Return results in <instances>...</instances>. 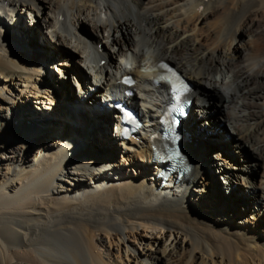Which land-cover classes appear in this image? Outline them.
<instances>
[{
	"label": "bare ground",
	"instance_id": "1",
	"mask_svg": "<svg viewBox=\"0 0 264 264\" xmlns=\"http://www.w3.org/2000/svg\"><path fill=\"white\" fill-rule=\"evenodd\" d=\"M227 1L0 0V264H264L263 245L243 247L264 237V0ZM7 30L26 41L37 35L45 47L19 55L14 48L25 49ZM161 61L191 84L193 103L182 121L187 174L159 187L151 136L168 89ZM70 77L74 98L64 87ZM208 89L238 153L254 155L228 171L216 145L230 196L221 209L201 202L209 176L194 141L210 151L211 135L199 128ZM111 99L136 109L144 129L122 139ZM17 114L43 133L9 128ZM88 130L105 155L66 158L87 145ZM237 182L248 201L235 213L223 206L240 196Z\"/></svg>",
	"mask_w": 264,
	"mask_h": 264
},
{
	"label": "rangeland",
	"instance_id": "2",
	"mask_svg": "<svg viewBox=\"0 0 264 264\" xmlns=\"http://www.w3.org/2000/svg\"><path fill=\"white\" fill-rule=\"evenodd\" d=\"M227 1V0H226ZM225 0H222V2L219 0L220 3L222 4H226ZM225 2V3H224ZM263 21L261 23L262 26H264V18H261ZM30 20V19H29ZM227 21H229V24L232 22L231 18H228ZM227 24V22H226ZM231 25V24H230ZM228 26V25H227ZM5 39L8 41V37H13L15 38L19 43H21L25 49V53H20L19 51H17L13 46L14 50L19 54V55H23V56H27L29 58L32 57L33 53L31 51V47L32 46H36V47H45V45H43V43L41 41H39V38L37 35L30 34V39L29 40H24L22 38H20L18 35H16V33H14L11 30H7V34H5ZM10 44V43H9ZM41 49V48H40ZM66 50V49H65ZM41 54H44L43 51H40ZM65 54V53H63ZM44 62V61H43ZM46 63V62H45ZM50 65V71L52 72L53 67L58 68V65H56L54 62L49 64ZM85 69V68H84ZM55 74V77L58 76L57 73H53ZM62 84V83H61ZM74 85H76L75 83V78L74 77H70L69 79H65L64 82V87L67 90L66 95L70 98H74ZM209 90V89H208ZM208 93L205 94V98H203L205 105H207L209 107L210 110V114L206 113L205 114V119H203V121H201V123H199V128L204 131L203 134L205 133H209L211 136L210 138V151L207 153L205 150H207L205 147L201 146V141L200 140H195L194 141H199L200 145L197 146L199 148V151L201 150L200 153V158L199 161L204 165V170H206L207 172V176H209V185L206 189V192L204 194V197H202L203 199L201 200L203 205H212L211 207L216 206L217 208L221 209V206L223 201L221 200V196H228V192L229 190L224 189L223 187H225L226 185H222V182L225 181V179L227 178L225 176V174H223L221 171H219L218 166L215 165V158L213 157L215 155L216 152V146L217 144L222 145L223 146H219L220 148L222 147L224 149L225 152V157H226V163L229 164V169L228 171H232V172H236L239 171L238 169L240 168V166H242V164L244 163H251L249 161L254 159V155L253 153L248 150V149H244L243 150V156H241L237 149V139L235 137V135H233L232 133H230V131L228 130L227 127H225L222 124L221 119V113L223 112V109L218 106L217 104V100H218V95H216L214 93V91L209 90L207 91ZM210 92V93H209ZM202 94V93H201ZM211 94V95H210ZM209 95L214 97L213 101H209ZM203 97V96H202ZM215 101V102H214ZM215 103V104H214ZM34 105V104H33ZM32 105V107H33ZM208 118H210L208 120ZM218 118V119H217ZM60 122V121H58ZM207 122V125H205V123ZM217 122H220L217 123ZM33 126H35L33 128ZM13 128V129H18V130H23L25 128H27L29 131H32L33 133L36 131H40L42 134L43 131H41V127L36 126L34 124V122L30 121L29 118L27 117H23L22 115H15V118L13 117L10 122H9V128ZM51 126H49L48 128H50ZM40 129V130H39ZM38 133V132H37ZM186 134V133H185ZM215 136V137H214ZM223 137H226V141L223 140ZM194 138V137H193ZM85 140L87 142L86 146H76L75 149H71L69 150V153H66V158L68 156V159L71 157V155H75V156H87L90 155L91 152L95 153V155L97 156V153L99 155H105V150H103V146L101 141L99 140L97 133L96 132H92L91 130H88L87 134L85 135ZM121 143V142H120ZM214 144V145H213ZM96 150V151H95ZM121 157H117V161L121 160ZM229 162V163H228ZM258 168L254 170V173L252 174L253 179L256 180V177L258 175ZM223 179V180H222ZM241 182H237L235 184V189H236V194L239 193L242 194V192H245V194H248V189L246 187H243L242 185L238 184ZM73 189H76L75 186H73ZM172 191V190H171ZM223 192L225 193V195L223 194ZM166 195V194H165ZM169 198V195H166ZM230 197V196H228ZM244 197V196H243ZM242 197V195L237 196L236 200H233L232 202H227L226 205H224L223 207L227 210V211H231V212H239L240 210H242L244 207H246V201H248L247 199H244ZM244 199V200H243ZM246 204V205H245ZM234 206V207H233ZM240 209V210H239ZM190 212H192L193 214H197L200 217L204 218L205 221L209 222L210 224H212L213 226L217 227V228H221V226L217 225L207 214V210L206 209H194L192 207H189L188 209ZM245 215L248 217H251L252 214L251 212L249 213H245ZM153 227H158L156 223H153ZM150 226V225H149ZM262 228H264V224L262 223ZM230 231L231 233H236L239 231L238 228H224V231ZM261 233H263L264 235V231L261 230ZM191 237V236H190ZM254 240H250V239H244V241H248L246 243V245H244L243 247H247V246H256V245H263L264 246V237H254ZM193 242L194 239H191ZM256 240V241H255ZM204 247H200V249H203ZM197 251H199V249H197ZM200 252V251H199ZM259 260V258H258ZM190 264H193L192 262H189Z\"/></svg>",
	"mask_w": 264,
	"mask_h": 264
},
{
	"label": "snow or ice",
	"instance_id": "3",
	"mask_svg": "<svg viewBox=\"0 0 264 264\" xmlns=\"http://www.w3.org/2000/svg\"><path fill=\"white\" fill-rule=\"evenodd\" d=\"M160 67H161L162 69H164V68H166L167 66H165V65H161ZM165 78H166V77H164V76L161 77V79H165Z\"/></svg>",
	"mask_w": 264,
	"mask_h": 264
}]
</instances>
